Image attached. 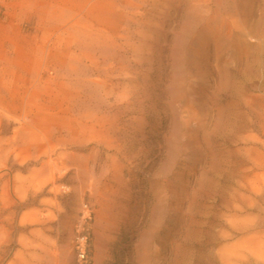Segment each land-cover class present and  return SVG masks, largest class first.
Segmentation results:
<instances>
[{"label":"rangeland","instance_id":"1","mask_svg":"<svg viewBox=\"0 0 264 264\" xmlns=\"http://www.w3.org/2000/svg\"><path fill=\"white\" fill-rule=\"evenodd\" d=\"M0 19V264H264V0Z\"/></svg>","mask_w":264,"mask_h":264},{"label":"bare ground","instance_id":"2","mask_svg":"<svg viewBox=\"0 0 264 264\" xmlns=\"http://www.w3.org/2000/svg\"><path fill=\"white\" fill-rule=\"evenodd\" d=\"M1 95H2V93H1V90H0V108H2V109L5 108V109H7V110H9V111H10V110H13L14 108L16 109V106H14V105H12V107H13L12 109L9 108L10 106L5 107ZM15 109H14V110H15ZM26 112H28V111L26 110ZM26 112H25V113H26ZM27 115H28V113H26V115L23 116V119L27 118V117H26ZM24 221H25V216H23V218H22V222H24Z\"/></svg>","mask_w":264,"mask_h":264},{"label":"crops","instance_id":"3","mask_svg":"<svg viewBox=\"0 0 264 264\" xmlns=\"http://www.w3.org/2000/svg\"><path fill=\"white\" fill-rule=\"evenodd\" d=\"M2 4L5 5L6 4V0H0V13H1V10H2ZM0 21H1V19H0ZM0 25H1V23H0Z\"/></svg>","mask_w":264,"mask_h":264},{"label":"built area","instance_id":"4","mask_svg":"<svg viewBox=\"0 0 264 264\" xmlns=\"http://www.w3.org/2000/svg\"><path fill=\"white\" fill-rule=\"evenodd\" d=\"M82 245V244H81ZM82 257H85V253H84V250H82V254H81Z\"/></svg>","mask_w":264,"mask_h":264}]
</instances>
